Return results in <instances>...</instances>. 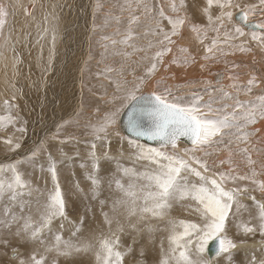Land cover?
I'll return each mask as SVG.
<instances>
[{"label": "snow or ice", "instance_id": "snow-or-ice-1", "mask_svg": "<svg viewBox=\"0 0 264 264\" xmlns=\"http://www.w3.org/2000/svg\"><path fill=\"white\" fill-rule=\"evenodd\" d=\"M101 11L98 0L88 37V61L93 36L102 49L97 83L88 87L91 115L81 125L82 99L76 121L61 122L21 155L28 121L16 103L22 89L7 79L6 53L13 77L23 59L8 30V6L0 3V61L11 90L0 102V143L9 157L0 162V264H83L78 258L86 254L94 264H149L153 254V264H235L241 251L246 264H264V124L257 127L264 122V66L254 58L257 50L264 55V0H113L97 24ZM49 17L58 19L44 16L38 45ZM51 32L47 62L42 45L37 56L45 86L57 56ZM249 54L251 66L243 59ZM238 55L239 62L229 59ZM212 64L224 65L215 82L167 83L173 66L204 72ZM70 126L87 138L67 132ZM126 152L132 166L123 162ZM65 167L82 176L68 190ZM69 192L87 202L83 213L70 206ZM97 207L102 219L92 228L88 217ZM177 209L190 218H173ZM153 221H166L159 240Z\"/></svg>", "mask_w": 264, "mask_h": 264}, {"label": "bare ground", "instance_id": "bare-ground-1", "mask_svg": "<svg viewBox=\"0 0 264 264\" xmlns=\"http://www.w3.org/2000/svg\"><path fill=\"white\" fill-rule=\"evenodd\" d=\"M68 1H69V3H68ZM90 2L92 3V0H66L65 4H63V6H62L63 12H61V11H58V9L60 7L58 0H0V3H3V4L8 6V10L10 12V15L8 18V30L11 31L13 39L18 38L19 43H17V49L20 52L22 59H23V63L19 65V73L15 76V82L17 83L18 87L20 89H22L25 93L24 94L25 99H24V96H23V99L20 98L21 96L18 93L19 99L22 100V102L24 103L23 104L24 108H25V111H23L22 108L20 107L21 110H20L19 114L23 119L28 121V125H27L28 131H27L26 135L24 136L25 139H23V141H22L23 147L21 150V155L23 154V149H26L27 147L33 145L35 142L39 141L44 134H46L47 132H50L49 130H51L53 123L56 125V123L57 122L59 123V121L61 119H63L65 117L71 115L72 113H74V111L78 107V104H77L78 99L77 98H79V97L76 96V95H78L76 93L77 90H74V87L72 86L71 78L73 76V72H71V71L74 70L73 67H78V65L82 59L80 54L77 55L78 57L74 58L75 57L74 53H76L78 46L81 47L84 45V41H85L84 39H86V38H84L85 33H86V28H84V24L81 25V23H82L81 18H83V10L85 12V7H87ZM108 2H110V1H108ZM33 5H34V7H33ZM93 5H94V3H93ZM53 7H55V8L58 7L56 10L54 9V11L61 12V13H58V15L60 14L59 18L56 20H53L54 24L52 23L53 21H51V25L56 26V27H54L55 28V34H56V52L59 53V50L61 47V42H60V39L58 38L59 28H61L62 26L65 27L66 25H67L66 28H68V24L72 20H73V24L71 23V25L69 26V28L72 29L69 38L71 37L70 41H72L71 42L72 47L75 49L71 50V48H70L71 45H68L70 47H67L66 49L64 48L65 49L64 53L67 52V55L64 54V56H62V60H60V57L56 56L54 66H56L60 63L61 68H56L57 70H55V68H54L53 73L57 74V76L54 78V74L51 73L47 77V83L45 86L44 81L41 80L42 73H41L40 67H38V65H37V56L39 53L40 46L42 45L43 49H44V62H47L48 53H49V49L51 46V35H52L51 29L53 27L49 24L50 27H52V28L49 27L50 31H49L48 35L44 38V40L41 41V43L39 45L36 44V40L38 38V34L42 31L43 27L45 26L44 21H43V16H44V11H45L44 9L46 8V10H48L46 12V14H49L51 9H52V13H54ZM65 8H66V10H65ZM69 8L71 9V11H68V10H70ZM25 9H28L32 13V15L26 16L25 15ZM55 14H57V13H54V15ZM99 15H98V17H100ZM33 17H34V19H33ZM56 17H58V16H56ZM35 18H37V19H35ZM49 19L51 20V17H49ZM101 21H102V16L100 18H97L98 23H101ZM41 22H42V24H41ZM55 23H57V24L55 25ZM38 25H39V27H38ZM13 29H14V31H12ZM6 34H7V30H6ZM26 34H27V40H26ZM88 37L89 36H87V38ZM70 41H67V42L70 43ZM80 42H83V43L79 44ZM95 43H96V41H95ZM91 48H93V47H91ZM97 48H98V46H97ZM97 48H95V50ZM82 49H83V47H82ZM29 52L31 54H29ZM82 53H85V52L83 51ZM6 55L8 56V65H9L8 66L9 68L7 69V79L13 80L14 79L13 75H12L13 70H12V66H11L12 53L7 52ZM61 55H63V54L61 53ZM85 55H88V54L85 53ZM96 55H97V51H96ZM94 57H95V55H94ZM94 57H93V59H94ZM97 58L98 57H96V60L99 61V59H97ZM241 58L242 57L238 55L235 58L230 57L229 59H235L237 62H239V60ZM254 58L256 61L259 62L257 64V67L264 66V55H262L258 50L255 52ZM65 59H67V60H65ZM243 59L249 64V66H251V61L253 59V55L249 54L247 56H244ZM92 62H93V60H92ZM89 63L90 62L88 61V64ZM67 66H69V67H67ZM93 68H94V66H93ZM29 69H31V72H29ZM193 69H195V68L191 67L190 69H188L185 72L190 74V73H192V71H194ZM214 69H215V72H213L212 74H210L208 76H205L206 80H212L213 82H215L216 77L213 74L216 72H222L224 70V65H222L220 67H216ZM58 70H60V71H58ZM87 71H89V70H87ZM182 71H184V70L178 71L176 69V67L173 66L172 72H174L175 75H177V74L180 75L182 73ZM195 71H196V69H195ZM239 71L242 73V76H241L242 81H246L248 78V76H247L248 68L242 67ZM68 72L70 73V76H69L70 78H66V74ZM75 73H76V71H75ZM77 74H78V72H77ZM19 75L23 76V78H24V83H25V85H24L25 87L23 86L24 88L22 87ZM196 75H198V74H196ZM196 75H195V77H196ZM212 75H213V78H212ZM62 78H63V80L56 84V82L61 80ZM76 78H78V77H76ZM86 78L90 80L89 76H86ZM5 80H6V77H5L4 64L2 61H0V87H1L0 93H2L3 90L5 91L4 93H7L9 91V89L6 90ZM171 81H178L177 76L175 79H173ZM22 82H23V79H22ZM33 82H35V85H36L34 87L30 86L33 84ZM85 82L87 83L85 87H86V89H88V87H90V83H89L90 81H85ZM184 83H185V81H184ZM228 83H229V81L225 80V84H228ZM73 85H74V83H73ZM74 86H76V85H74ZM192 86L194 89L195 85H192ZM150 89H151V85H149L147 88H145L144 91L147 92V91H150ZM187 91L191 92V90H187ZM68 92L71 93V96L68 94ZM8 94H10V93L8 92ZM78 96H80V95H78ZM86 96H87V94H86ZM242 98H244V97H242ZM80 99H82V98H80ZM2 100H3V97H2ZM91 101L92 100H90V98L83 99V103L86 106L85 110L87 111V113H86V115H83L82 118H80V121L81 120L85 121L88 118V116L91 115V111L89 109H87V108H90L87 106L91 103ZM21 105H22V103H21ZM0 108H2V106H0ZM23 112H25V113H23ZM76 119L77 118H75L73 121H76ZM261 124H264V122H260V124H258L257 127H260ZM180 147H183V144H181ZM0 149H1L0 150V162H6L7 159H9V157L5 155L6 150H5L4 145L2 143H0ZM125 149H127V145H125ZM12 158H16V157H12ZM126 165L132 166L131 164H126ZM78 171L80 172V170L78 168H72V167H65L64 168V170L62 172V176H61V183L65 187L66 190L72 188L69 185V182L67 180H69L71 182V185H73L74 180H77V179L82 180V177L79 175ZM73 172H75L76 174L73 175ZM78 176H79V178H78ZM81 187L85 188V189L87 188L86 184L84 182L81 183ZM69 195L71 197L70 206L73 208H78L79 207L78 205L80 204V202H79L80 199L77 198V195L73 192H69ZM105 211H108V209L105 208ZM101 219L102 218L99 215V208L97 207L96 208V215L94 217L95 226H93V228H96L98 225H100ZM113 227H115V225H113ZM106 230L107 229L105 227V231ZM67 231L68 230H66L65 234L67 233ZM87 232L88 231H86V233ZM86 233H85V237H87ZM78 259L82 260L83 264H94V257L91 254L83 255L82 257H80Z\"/></svg>", "mask_w": 264, "mask_h": 264}, {"label": "rangeland", "instance_id": "rangeland-1", "mask_svg": "<svg viewBox=\"0 0 264 264\" xmlns=\"http://www.w3.org/2000/svg\"><path fill=\"white\" fill-rule=\"evenodd\" d=\"M60 1V2H59ZM64 3H63V2ZM65 1L66 0H58V3H59V5H60V7H59V9H58V11H61V12H63V10H62V6H63V4H65ZM108 1H110V2H108ZM98 2V0H92V3L90 2L89 3V5L87 6V7H85V12H84V10H83V18H81L82 19V23H81V25H83L84 24V28H86V33H85V36H84V38H86V39H84L85 41H84V45L83 46H78L77 47V51H76V53H74V58H76V57H78L77 55H81V62L79 63V65H78V67H73L74 68V70H72L71 72H73V76H72V78H71V82H72V86L74 87V90H77V94L78 95H80V96H78V95H76L77 97H79V98H77L78 99V101H77V104H78V107L76 108V110L74 111V113H72L71 115H69V116H67V117H65V118H63V119H61L60 121H59V123L57 122L56 123V125L53 123V126H52V128H51V130H49L50 132H47L46 134H44L43 136H42V138L41 139H44L45 137H47V136H49V135H51L53 132H55V129H56V126L58 125V124H60L61 122H63V121H68V120H71V121H73L75 118H77V112H78V110H79V105H80V103H81V100L82 99H88V98H90V100H92L93 99V94L92 93H90L89 91H88V89H86V87H84L83 88V90H82V88H81V78H83V81H84V83H85V85L87 84L85 81H90L89 83H90V86L91 85H93V84H96L97 83V81L94 79V73L98 70L97 69V62H98V60H96V57H98L97 59H100V57H99V53H100V51H102V49L95 43V41L99 38L97 35H95V36H93V38H92V44H91V47H93V48H91V54H92V56L94 57V55H95V57H94V59H92L93 60V62H92V60L91 61H89L90 63L88 64V55H89V40H88V38H87V36H89L90 34H91V28H92V19H93V10H94V5L96 4ZM99 2L100 3H102L103 5H104V10L105 11H107L108 10V8H110L111 7V3L113 2V0L111 1V0H99ZM68 3H69V1H68ZM93 3H94V5H93ZM67 4V3H66ZM109 5V6H108ZM91 6V7H90ZM93 7V8H92ZM58 8V7H57ZM57 8H55V7H53V12L54 13H57V14H55L54 15V13H52V9L50 10V13H52L54 16H58L57 18H59V15H58V13H61V12H58V11H54V9L56 10ZM61 8V9H60ZM48 9V8H47ZM64 9V8H63ZM70 9V8H69ZM90 9V10H89ZM107 9V10H106ZM45 11H44V16L46 15V12L48 11V10H46V8L44 9ZM65 10H66V8H65ZM92 10V11H91ZM68 11H71V9L70 10H68ZM105 11L103 12V11H101L100 13H98V15L101 17H103V15H104V13H105ZM12 14V13H11ZM75 15V14H74ZM44 16H43V18H44ZM100 17H98V18H100ZM35 19H37V18H35ZM50 20V19H49ZM36 21V20H35ZM43 21H44V19H43ZM51 21H53L52 19L49 21V24L51 25ZM97 22V21H96ZM53 24H54V21L52 22ZM71 23L73 24V20L72 21H70V23L68 24V28H66V26L64 27V26H62L61 28H59V31H58V38L60 39V42H61V47H60V50H59V53H57V57H60V60H62V56H64V54L65 55H67V52H65L64 53V51H65V49L67 48V47H70V46H68V45H71V50H73V49H75V48H73L72 47V41H70V38H69V36H70V33H71V31H72V29L71 28H69V26L71 25ZM41 24H42V22H41ZM48 24V25H49ZM57 23H55V25H56ZM97 24H99L98 22H97ZM50 25L48 26V27H50ZM80 25V26H81ZM52 26V25H51ZM53 28L54 27H56V26H52ZM52 27H50V28H52ZM65 30V31H64ZM12 31H14V29L12 30ZM107 31H109V32H111L112 31V29L111 28H109ZM87 35V36H86ZM67 41H70V43L69 42H67ZM81 43H83V42H80L79 44H81ZM186 43V44H185ZM86 44V45H85ZM181 44H185V45H187L188 44V42H186V41H181ZM97 46H98V48H97ZM51 47V46H50ZM82 47H83V49H82ZM87 47V48H86ZM65 48V49H64ZM95 48H97L96 50H95ZM88 49V50H87ZM93 50V51H92ZM80 51V52H79ZM85 52L86 54H88V55H85V53H82V52ZM96 51H97V55H96ZM79 52V53H78ZM61 53L63 54V55H61ZM78 53V54H77ZM70 58V57H69ZM68 58V59H69ZM84 58V59H83ZM65 60H67V59H65ZM59 61V60H58ZM84 63V64H83ZM86 64V65H85ZM223 64H212V65H210V68L208 69V70H206V71H204V72H201L200 70H199V68H198V66H193L192 68H195L196 69V71H195V69H193L194 71H192V73H190V74H188L187 72H185V70L184 71H182V73L179 75V74H177V75H175V78H176V76H177V79H178V81H171V80H173V79H169L168 81H167V83L169 82V84L171 83V85H175L176 83V85H184L185 83H184V81H186V80H196V81H198V79L199 80H201V79H205V76H208V75H210V74H212L213 72H215V69L214 68H216V67H220V66H222ZM9 66V65H8ZM66 66V65H65ZM93 66H94V68H93ZM67 67H69V66H67ZM82 67V68H81ZM100 67L102 68L103 67V65H100ZM9 68V67H8ZM54 68H55V70H57L56 68H61L60 67V63L58 64V65H56V66H54ZM81 68V69H80ZM178 71H181V70H183V69H178V68H176ZM87 70H89V71H87ZM58 71H60V70H58ZM75 71H76V73H75ZM88 73H87V72ZM95 71V72H94ZM172 71H173V69H172ZM54 72V71H53ZM52 72V73H53ZM77 72H78V74H77ZM69 73V72H68ZM66 74V78H70L69 76H70V73L69 74ZM75 73V74H74ZM54 74V73H53ZM161 74L162 75H171V73H163V72H161ZM196 74H198V75H196ZM80 75V76H79ZM84 75V76H83ZM193 75V76H192ZM195 75H196V77H195ZM21 75H19V78H20V80H21V84H22V87L25 85V83H24V78H23V76H21ZM57 76V74H54V78ZM86 76H89V78H90V80L89 79H87L86 78ZM76 77H78V78H76ZM189 77V78H188ZM195 77V78H194ZM14 79L13 80H15V77H13ZM86 78V79H85ZM212 78H213V75H212ZM22 79H23V82H22ZM81 79V80H80ZM63 80V78L61 79V80H59V81H57L56 82V84L57 83H59V82H61ZM171 81V82H170ZM76 82V83H75ZM181 82V83H180ZM73 83H74V85H76V86H74L73 85ZM198 84V85H197ZM197 84H194L195 85V88L193 89V86L191 85V86H189V87H182L181 89H180V94H188V93H190V92H188L187 90H191V91H194V90H196V89H198V88H200L201 87V85L199 84V83H197ZM25 87V86H24ZM23 87V88H24ZM76 88V89H75ZM0 91H1V87H0ZM5 91L3 90V92L2 93H0V102H2L3 100H2V97H3V99H5V98H7V96H9L10 94H8V92L10 93L11 92V90L9 89V91L7 92V93H4ZM184 92V93H183ZM4 93V94H3ZM90 93V94H89ZM24 91L22 90V95H20L21 97L20 98H22L23 99V96H24ZM68 94L71 96V93L70 92H68ZM86 94H87V96H86ZM6 96V97H5ZM83 96V97H82ZM86 97V98H85ZM80 98H82V99H80ZM24 99H25V96H24ZM80 99V100H79ZM20 100V101H19ZM80 102V103H79ZM16 103H18L19 104V106L22 108V110L23 111H25V108H24V103L22 102V100L21 99H18L17 100V102ZM21 103H22V105H21ZM0 106H2V104H0ZM87 109H89L90 111H91V108H87ZM21 110V109H20ZM23 113H25V112H23ZM76 113V114H75ZM86 113H87V111L85 110V112H84V114L83 115H86ZM74 115V116H73ZM83 116H81L80 118H82ZM89 117V116H88ZM80 123H81V125L84 123V120L82 121H80ZM55 129H54V128ZM67 132H69V133H74L76 136H77V138L78 139H80V140H84V139H86L87 137H85L84 135H82V132H83V128H75L74 126H70L68 129H67ZM23 139H25V138H23ZM40 139V140H41ZM143 143V142H142ZM82 148V150H81V152H82V154H83V152L85 151V149L83 148V146H81ZM1 150V149H0ZM70 154H72L71 152H69V155ZM124 163H126V164H133V161H131V160H128L127 159V152H126V156H125V159H124V161H123ZM137 167H143V163H141V164H137L136 165ZM79 172V171H78ZM79 175L81 176V172H79ZM82 177V176H81ZM78 178H79V176H78ZM68 182H69V185L72 187V185H71V182L69 181V180H67ZM86 184V183H85ZM86 187H87V185H86ZM80 202V204L78 205L79 207L78 208H76V209H79V211L81 212V213H83V211H84V205H85V203H87L86 201L85 202H81V200L79 201ZM171 216L173 217V218H177V219H185V218H190L186 213H183V212H181L180 210H174L172 213H171ZM88 220H89V225H90V227H92L93 228V226H95V221H94V217L92 216V214L91 213H89V217H88ZM153 223V226L154 227H157L158 229H160V231H157L156 232V238H157V240H159V239H161V238H163L165 235H166V233L163 231V229H164V227H165V224H166V221H153L152 222ZM67 228L65 229V231H64V238L66 237H68L69 236V232L67 231V233L65 234V232H66V230H68V226H66ZM86 231L87 230H85L84 231V235H85V233H86ZM87 234V236H88V232L86 233ZM257 241L259 240V236L257 235V237L255 238ZM248 244L249 245H251L252 244V241L251 240H249L248 241ZM257 255H259V253H257ZM154 256V257H153ZM154 258H155V254H153V255H151V256H149L148 257V261H149V264H153L152 262H154ZM126 259H128V258H126ZM61 264H63V259L61 258ZM235 264H246V256H245V253L243 252V251H241V252H238L236 255H235Z\"/></svg>", "mask_w": 264, "mask_h": 264}, {"label": "water", "instance_id": "water-1", "mask_svg": "<svg viewBox=\"0 0 264 264\" xmlns=\"http://www.w3.org/2000/svg\"><path fill=\"white\" fill-rule=\"evenodd\" d=\"M125 134H127V133H125ZM141 142H143V143H151V142L143 141V140ZM185 143H187V142H185ZM214 254H215V245L210 242L209 243V250L207 252V255L210 256V257H214Z\"/></svg>", "mask_w": 264, "mask_h": 264}]
</instances>
